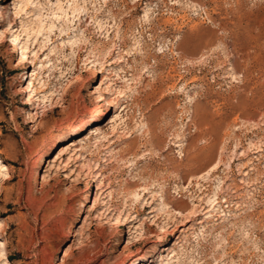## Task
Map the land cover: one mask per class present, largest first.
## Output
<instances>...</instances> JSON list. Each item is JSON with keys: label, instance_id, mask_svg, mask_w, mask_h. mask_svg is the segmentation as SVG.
I'll return each instance as SVG.
<instances>
[{"label": "rangeland", "instance_id": "374dc122", "mask_svg": "<svg viewBox=\"0 0 264 264\" xmlns=\"http://www.w3.org/2000/svg\"><path fill=\"white\" fill-rule=\"evenodd\" d=\"M61 1L74 22L37 33L24 30L36 26L31 3L0 0V30L13 26L0 45L11 262L264 264V0ZM36 69L50 99L32 108Z\"/></svg>", "mask_w": 264, "mask_h": 264}, {"label": "bare ground", "instance_id": "6f19581e", "mask_svg": "<svg viewBox=\"0 0 264 264\" xmlns=\"http://www.w3.org/2000/svg\"><path fill=\"white\" fill-rule=\"evenodd\" d=\"M20 2L21 3L20 4L18 3L17 4L18 6H16V8H18L17 9V12H19L23 8V5H25L27 3H31L32 7L36 8L37 11H38V12L32 13V10H31V13L30 14L27 13L28 14V17L32 16V19L31 20H32V22H34L36 24V26H33L32 25L31 27H26L24 30L31 29L32 32H37V33H40L41 31H44V30L50 32L56 26L55 23L57 21L58 22H62V24L63 23H66V26L68 27L70 25V23H73L74 22V18L76 17V15L74 14L76 8H74L72 10V14L73 15L71 16V13L69 11V7L68 6L65 7L63 5V3H62L61 0H57V2H55L57 4V7H56L57 10L52 9L51 14H49V13L43 14L42 11H41L40 3H38V1H36V0H20ZM52 4H53V2H52ZM2 21H4V17L2 16V14H0V23H2ZM12 29H13V26L10 24L5 30H0V45L4 42V36H5V34L7 32L12 31ZM14 31H16V30L14 29ZM20 36H21L20 33H16V34L15 33H12L11 34V37H12L11 38V42L14 45V47L20 46V48L22 49L20 63H25L26 64L27 62H30V56L28 55V50H27L28 45H27V42H23L22 40H20ZM67 42L70 43L71 46L73 47L74 44L77 42V37L76 38L71 37V38H69L67 40ZM180 44L178 43V47H181ZM48 57L49 56H47V58ZM49 60H50V58H49ZM49 60L45 64L43 63L42 66H44V65L47 66ZM88 69L84 70L83 72L88 71ZM61 72H63V71H61ZM40 75H41V72L36 69V71H34L31 74V79H29L28 85L26 86V89H25V92L27 93L26 102L32 108L36 106L38 100L46 101L48 99V97L50 99V96L47 95V88H46L47 86H46L45 83H42L41 88H39V90L36 89V85H35V82L36 81H35V79H38ZM41 93H42V97H40L41 96ZM96 114H97L96 115V118L95 117L94 118L95 119H101L105 115L104 109L103 108L100 109V111H98V113H96ZM86 123L87 122H83L82 121L79 124H75V125H70L69 124V125H67L65 128H63L62 130H60L53 137L52 141L49 144V148H51L52 146L56 145L61 139H63L64 137H66L68 134L73 133V132H78L80 130H83L85 128ZM99 130H100V127H95V131H96L95 134H98L100 132ZM47 154H48V149H46L43 154H40V156L38 158L37 164H42L43 163V160L45 159V157L47 156ZM210 170H211V168H210ZM11 172H14V169L5 160H3L2 157L0 156V183H1L2 180L7 181L8 179H10V177H11L10 173ZM37 173H38V175H41V172L39 173V171H37ZM211 200H213V199H211ZM215 200L216 199H214L213 201L215 202ZM217 204L218 203H213V205L210 208L205 209V210L203 209L204 211L202 212V214H204L207 218H209L210 216H212L211 212H212V210L216 209ZM176 212L180 213L181 211L176 209ZM222 215H225V213L223 211L220 213L219 216L221 217ZM132 219H133V217H132ZM117 220L118 219H115L113 221V224H116L118 222ZM0 221H2V220H0ZM197 222L198 223H202V222H204V220H200V221H197ZM2 225H3V223H2ZM0 229H1V227H0ZM70 234H74L73 231H71ZM0 236H3V235H0ZM145 259L146 258L144 256L138 255V257H136L135 260H134V262L131 263V264H135L137 261L140 263V262L144 261ZM62 260H63V262L66 261L65 259H62ZM162 262L163 263L165 262L164 264H170V261L169 260L166 261L164 259ZM0 264H13L11 262L9 256H8L6 244H5V242H3L1 240H0ZM218 264H223V261L220 262V263H218Z\"/></svg>", "mask_w": 264, "mask_h": 264}]
</instances>
